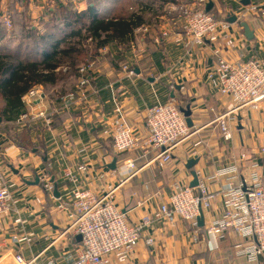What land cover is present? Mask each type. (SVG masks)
<instances>
[{
  "label": "crops",
  "instance_id": "0c3cea01",
  "mask_svg": "<svg viewBox=\"0 0 264 264\" xmlns=\"http://www.w3.org/2000/svg\"><path fill=\"white\" fill-rule=\"evenodd\" d=\"M209 2L210 12L230 27L221 32L218 43L205 41L188 50L173 36L182 31L185 20L180 6L205 10ZM60 4L78 11L95 7L99 18L126 16L136 26L128 37L121 35L98 48L99 54L89 60L94 67L87 86L69 84L65 66L57 69V80L49 90L40 83L44 95L34 110H54L74 101L69 112L54 115L50 126L43 119L19 126L17 120L0 117V175L13 195V201L0 209V264H23L39 254L44 264L49 260L72 263L81 238L66 231L67 214L58 209L60 198L75 186L64 176L67 167L82 189L99 194L109 186L117 187L116 201L130 222L141 220L168 200L176 181L191 186L193 171L200 181L217 168L236 163L239 172L234 181L240 184L257 163L264 181V97L255 105L235 107L227 121L232 138L226 140L218 118L235 103L210 79L218 60L216 48L230 61L264 59V15L251 11L253 6L264 9V0H0V19L25 18L40 26V20L49 19ZM233 16L237 21L230 22ZM242 21L248 24L250 37ZM166 28L171 30L169 37L162 35ZM172 100L180 109L190 110L193 123L189 137L174 149L172 161L164 167L156 162L145 165L154 153L142 157L140 149L116 154L112 124L118 109L135 132L145 136L147 109ZM191 159L196 163L188 168ZM129 160L141 167L132 176L118 171ZM78 164L85 165V171L76 169ZM42 172L49 174L52 191L45 188ZM226 183V179L208 182L213 191ZM222 210L218 197L202 214L197 241L181 218L174 224L155 221L144 228L131 257L115 264H264V257L249 263L238 254L236 243L246 241L234 231L208 237L207 226ZM148 237L154 239L153 245L146 242Z\"/></svg>",
  "mask_w": 264,
  "mask_h": 264
},
{
  "label": "built area",
  "instance_id": "2783aa9c",
  "mask_svg": "<svg viewBox=\"0 0 264 264\" xmlns=\"http://www.w3.org/2000/svg\"><path fill=\"white\" fill-rule=\"evenodd\" d=\"M205 2L206 0H201ZM184 10V24L182 31L174 33V39L182 42L190 50L194 45L209 41L218 43L221 32L228 30L230 25L216 18L211 12L204 9L180 6ZM252 12L264 15V9L258 6L251 8ZM9 29L12 21H4ZM146 29V28H145ZM171 30L162 31L163 37H169ZM217 63L211 72L210 79L214 87L223 94L232 97L235 105L231 111L221 115L218 120L226 140L232 138V131L227 124L234 109L245 105H255L264 97V59L253 58L247 61H230L223 57L216 48ZM94 67L93 61H88L79 67L81 73L78 88L88 85V75ZM124 69L131 76L134 71L128 65ZM43 86L33 83L22 96L25 109L20 113L17 123L27 126L30 122L43 119L50 126L54 115L69 112L74 101L65 102L62 106L49 110L37 106L44 95ZM40 106V105H39ZM236 107V108H235ZM147 133L142 136L135 132L128 123L126 114L118 109L112 124L113 147L116 154L140 149L142 157L154 153L153 159L145 165L156 162L164 167L173 158V151L182 141L189 137L191 128L180 107L175 101L156 104L147 109ZM248 180L235 184L239 166L236 163L221 166L215 172L191 187L182 182L173 183L172 192L168 200L162 201L159 206L144 215L137 222H130L128 215L119 207L115 191L117 187L109 186L102 193H95L82 189L77 184L78 177L72 169L64 170L66 176L75 186L60 198L58 209L67 214L68 227L66 231H73L81 235L80 245L74 253L71 264H115L127 261L134 253L142 239L144 228L150 227L155 221L164 220L174 224L178 218L186 221L193 229L194 240L197 241L200 232V221L205 210L212 207L213 202L220 197L223 210L207 226L209 238H217L223 232L234 231L246 242L236 243L240 256L249 263H257L264 257V181L258 164L252 165ZM79 171H85V165L75 166ZM139 167L135 160L124 161L118 167L120 173L127 176L136 174ZM42 181L46 189L52 191L53 185L49 182L50 176L42 172ZM226 179V185L219 191L211 190L208 182ZM13 201V195L4 176L0 175V209H4ZM146 242L153 245L154 239L148 237ZM41 254L34 256L23 264H44L40 262ZM54 264L53 260L47 261Z\"/></svg>",
  "mask_w": 264,
  "mask_h": 264
},
{
  "label": "trees",
  "instance_id": "16d2710c",
  "mask_svg": "<svg viewBox=\"0 0 264 264\" xmlns=\"http://www.w3.org/2000/svg\"><path fill=\"white\" fill-rule=\"evenodd\" d=\"M55 9L49 19L40 20V26L29 19L12 17V28L8 30L0 19L2 121H16L25 109L24 92L33 83H42L49 90L50 84L57 80V69L62 66L68 67V83L77 84L79 67L94 59L99 54L98 48L121 35L128 37L136 26L126 16L99 18L95 7L78 11L60 4Z\"/></svg>",
  "mask_w": 264,
  "mask_h": 264
},
{
  "label": "water",
  "instance_id": "95a60500",
  "mask_svg": "<svg viewBox=\"0 0 264 264\" xmlns=\"http://www.w3.org/2000/svg\"><path fill=\"white\" fill-rule=\"evenodd\" d=\"M206 6H207V7H206V9H205V12H210V8H211V6H212V3L209 2V3H207ZM229 21H230V22H235V21H237V17L233 16V17H231V19H229ZM240 23H241V25L245 28V30H246V34L250 37V33H251V31H250V29H249L248 24H247L246 22H244V21H242V22H240ZM181 111L184 113V115H185V117H186V119H187V123H188V125H189V126H192L193 123H192V119L190 118V114H191L190 110H189V109H186V110H185V109H181ZM195 163H196V159H191V160L189 161L187 167H188V168H191ZM113 166H116V159H115V161L113 162ZM192 173H193V176H194V181L191 183V187H195V186H197L198 183H199V181H198V176H197V174H196L195 171H193ZM56 192H58V190H56ZM200 224H202L201 221H200ZM80 238H81V235H80Z\"/></svg>",
  "mask_w": 264,
  "mask_h": 264
},
{
  "label": "rangeland",
  "instance_id": "374dc122",
  "mask_svg": "<svg viewBox=\"0 0 264 264\" xmlns=\"http://www.w3.org/2000/svg\"><path fill=\"white\" fill-rule=\"evenodd\" d=\"M214 14V13H213ZM214 15H216V14H214ZM91 60V59H90ZM88 62V61H87ZM65 67H67V66H65Z\"/></svg>",
  "mask_w": 264,
  "mask_h": 264
}]
</instances>
